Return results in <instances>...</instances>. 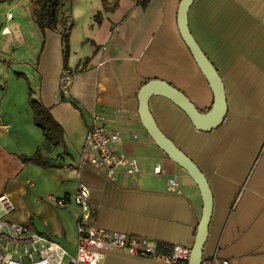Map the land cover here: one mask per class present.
Returning <instances> with one entry per match:
<instances>
[{"label":"crops","instance_id":"1","mask_svg":"<svg viewBox=\"0 0 264 264\" xmlns=\"http://www.w3.org/2000/svg\"><path fill=\"white\" fill-rule=\"evenodd\" d=\"M180 2L151 0L144 8L136 0H107L106 9L104 0H69L66 8L74 26L68 69L75 76L68 88L62 87V35L52 30L43 35L19 3L11 7L19 11L13 18L0 16V120L9 124L0 129V195L6 194L14 207L8 219L46 232L73 251L81 208L71 199L84 182L91 189L94 225L144 237L151 244L193 246L204 209L201 191L149 135L138 98L146 78H159L182 90L201 110L209 111L214 103L211 84L180 33ZM98 12L101 23L95 18ZM188 23L222 77L228 115L215 129L203 131L168 97L153 96L150 110L212 189L214 210L204 257L264 264V0H195ZM18 73L29 78L62 125L63 144L48 142L35 124L29 84ZM96 115L121 132L118 149L138 160L140 175L121 169L111 179L92 166L93 155L85 145ZM38 147L62 167L20 158ZM158 164L161 174L154 171ZM51 196L66 197L68 204L59 205ZM4 213L0 203V216ZM103 264L181 263L112 250Z\"/></svg>","mask_w":264,"mask_h":264},{"label":"built area","instance_id":"2","mask_svg":"<svg viewBox=\"0 0 264 264\" xmlns=\"http://www.w3.org/2000/svg\"><path fill=\"white\" fill-rule=\"evenodd\" d=\"M8 18H12L9 13ZM75 72L69 69L62 74V87L68 88ZM121 113V109H116ZM105 117L96 115L88 129L85 152L92 153L91 164L106 177L113 179L121 169L132 177L141 173L139 162L118 149L122 141L119 130L109 128ZM9 124L0 120V129ZM135 138L138 134L133 135ZM155 173H162V166L155 167ZM169 183L178 186L176 178ZM180 191V189H179ZM90 187L81 182L72 201L81 208L78 221V237L72 251L54 236L34 230L31 226L10 220L7 214L14 210L6 194L0 195L4 214L0 216V264H103L108 252L120 250L134 256L153 257L169 263L186 264L190 257L189 246L174 244L169 251H159L156 244L147 238L122 231L109 230L92 223V206L89 200ZM51 198L59 205H67L66 197ZM202 264H231L227 258L216 254L204 257Z\"/></svg>","mask_w":264,"mask_h":264},{"label":"water","instance_id":"3","mask_svg":"<svg viewBox=\"0 0 264 264\" xmlns=\"http://www.w3.org/2000/svg\"><path fill=\"white\" fill-rule=\"evenodd\" d=\"M194 1L181 0L178 10V26L183 39L214 91L215 100L211 109L209 111L199 109L182 90L159 78H152L143 84L139 90L138 98L140 102L139 115L149 135L172 160L189 173L201 191L204 209L195 232V240L187 264H202L214 210L212 189L200 167L161 130L150 110V99L153 96L162 95L168 97L188 114L197 129L203 131L215 129L228 115L226 88L222 77L214 64L202 51L189 28V10Z\"/></svg>","mask_w":264,"mask_h":264},{"label":"trees","instance_id":"4","mask_svg":"<svg viewBox=\"0 0 264 264\" xmlns=\"http://www.w3.org/2000/svg\"><path fill=\"white\" fill-rule=\"evenodd\" d=\"M68 1L69 0H31L30 4L33 17L36 19L43 35H45L47 30L56 31L62 35L65 69H68V59L71 52L70 36L74 26L73 14L70 9L66 8ZM150 1L151 0H136V2L144 8L148 6ZM104 7L108 9L107 0H104ZM95 18L101 23L102 12H98ZM88 60L89 59H86L84 61V65ZM18 75L24 77L29 84L28 103L33 111L35 124L42 129L48 142L54 146L63 144L64 130L62 125L54 118L51 108L46 106L41 101L40 97L37 96L36 91L29 82V78L24 73H18ZM151 79L152 78H146L143 84ZM62 99H64L63 96ZM74 104L76 105V103ZM20 158L25 163L37 164L42 167H62V164L56 163L51 158L44 155L41 147H38L33 154H20ZM171 246L172 244L162 242L157 244L159 251H169Z\"/></svg>","mask_w":264,"mask_h":264},{"label":"rangeland","instance_id":"5","mask_svg":"<svg viewBox=\"0 0 264 264\" xmlns=\"http://www.w3.org/2000/svg\"><path fill=\"white\" fill-rule=\"evenodd\" d=\"M29 0H0V16L3 17H7L8 16V12H12V18L15 16V14H17L19 11L16 8H11L12 6H14L15 4L19 3L20 4V8L23 10H28V12H30L29 8H28V2ZM3 4H6L3 5ZM5 6V7H3ZM31 9V6H30ZM32 11V10H31ZM30 16L33 17V14L30 12Z\"/></svg>","mask_w":264,"mask_h":264}]
</instances>
